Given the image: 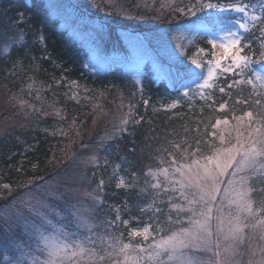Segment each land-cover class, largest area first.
Masks as SVG:
<instances>
[{
  "label": "trees",
  "instance_id": "trees-1",
  "mask_svg": "<svg viewBox=\"0 0 264 264\" xmlns=\"http://www.w3.org/2000/svg\"><path fill=\"white\" fill-rule=\"evenodd\" d=\"M230 1L234 0H222L223 3ZM189 2L100 0L92 9L72 0H0V35L12 34L17 42L10 55L4 52L9 45L0 43V100L5 102L0 107V181L7 183L4 194L0 190V213L9 199L26 195L55 175L64 178L67 169L74 168L81 156L87 155L90 159L85 166H78L82 171L75 179L84 175V181L94 186V214L89 220L92 227L78 229L68 212L50 214L57 223L62 226L66 223L75 230L77 235L68 241L83 249L63 264H123L125 253L119 251L123 244L131 245L126 250L128 256L146 257L147 252L141 253L140 249H147L154 239L188 228V219H195L189 208L199 212L201 205L188 204L189 200L196 201L192 190L184 192L187 199L181 196L173 177L176 172L172 159L180 166L209 157L221 137L228 139L234 132L229 134L225 130L246 113L253 114L251 119L246 115L248 124L254 127L261 124L264 85L256 79V74L264 76V71L245 70L242 75L218 79L212 89L204 90V95L192 90L178 96L172 80L156 78L143 67L144 74L138 83L123 67L121 62L133 56L136 37L148 38V52L156 58L167 59L169 49L164 48L176 45L184 53L185 62L196 54L199 63L211 60L212 49L206 36L194 38L168 27L186 19L180 9ZM241 2L247 3L248 9L259 17L240 32L241 43L248 45L242 54L255 66L256 61L264 59V33L261 32L264 10L259 8L257 0ZM21 11L25 23L17 24ZM94 48L114 58V62L103 69L97 66L98 70L92 73L91 64L89 69L82 65L90 62ZM201 48L209 54L199 52ZM230 82L232 86L228 87ZM144 100L149 101L147 106ZM174 100H179L178 106L165 110ZM122 103L128 104V114L124 121L111 128L112 112L114 109L119 112ZM221 104L225 107L220 108ZM96 116L100 117V125L94 138L80 134L79 131L86 132V127L93 125ZM217 120L221 121L219 125ZM118 127L125 128L127 134L117 133ZM69 147L74 151L71 159L66 157ZM162 169H168L167 178ZM119 175L124 176L127 185L117 187ZM227 175L225 183L233 178L232 169ZM235 176L237 185L240 176L246 178L243 187H247L253 213L246 224H257L264 217V173L259 169H245ZM100 181H103L102 190ZM157 182L162 187L153 189L151 184ZM62 196L56 194L50 198L51 208L61 212L79 208L75 201ZM35 204L24 206L27 210L24 214L36 209ZM172 204L183 210L177 212ZM177 219L182 222L175 223ZM125 220L129 222L127 225ZM32 225L26 221L24 226H19L16 238ZM143 225L152 230L147 240L130 234L132 228ZM258 231L259 228L255 231L251 227L243 228L245 242H237L234 247L236 264H248L250 251L255 253L252 259L261 258L257 249L264 242L260 241ZM5 246L6 242L0 241V252ZM208 255L209 260L214 259ZM141 264L149 262L144 260Z\"/></svg>",
  "mask_w": 264,
  "mask_h": 264
},
{
  "label": "snow or ice",
  "instance_id": "snow-or-ice-1",
  "mask_svg": "<svg viewBox=\"0 0 264 264\" xmlns=\"http://www.w3.org/2000/svg\"><path fill=\"white\" fill-rule=\"evenodd\" d=\"M199 4V7H197ZM257 4L261 10H264V0H257ZM256 5H254L255 7ZM55 7V5H53ZM247 5L239 6L232 3H223L222 0H216V2H203V0H197V3L189 2V5L180 9L181 14L186 17V19L180 24H169L168 27L173 30H181L188 33L192 37L206 36L208 44L211 46V60H207L203 63H198L195 60L189 59L186 62L182 59L184 53H182L179 48L171 47L169 49L170 59L164 57L156 58L149 54L148 45L150 41L147 37L141 39L140 37L135 38V43L133 45V56L129 62V70L135 75L137 82L139 83V73L141 68H147L154 73V76L159 79L172 80L174 88L177 91L178 96L187 95L192 90H198L201 95H204L205 89H212L214 86V81L218 79H227L229 76H239L242 75L245 70L257 73L258 70L264 71V59L258 60L253 66L252 61L246 55H243V50L248 45L242 44V36L235 30L238 26L240 29L245 28V24L240 20H220V17L229 13H244L247 15ZM253 20L259 19L258 16L253 15ZM17 24L25 23L23 11L18 12ZM264 33V28L261 29ZM167 35V34H166ZM21 40L24 37L21 35ZM43 39V38H42ZM147 42V43H146ZM0 43L9 45L4 48V52L11 54L12 48L17 46V42L12 34L0 35ZM219 48L220 52L217 53L216 49ZM199 52L208 55L209 53L205 49H199ZM114 62V58L104 55L98 48L91 50L90 62H86L82 65V68L89 69L91 64V72L95 73L99 69L106 68ZM179 65V68L174 67V65ZM98 66V67H97ZM239 83V81H236ZM73 83H75L73 81ZM248 83H252L251 80ZM264 83V81H262ZM232 86V82L229 83L228 87ZM140 91L143 89L141 87ZM220 91L223 92L224 88L221 87ZM145 106L149 104L148 100H144ZM259 104L260 101H257ZM179 104V100H174L172 103L167 105V109L175 108ZM225 105L221 104L220 108H224ZM246 115L251 119L252 113H246ZM221 121L217 120L216 124L219 125ZM224 123H227L225 120ZM215 127V126H214ZM251 127V125H250ZM117 133L127 134L126 129L123 127H118L116 129ZM223 139V137H221ZM83 147H87L86 145ZM226 154V159L223 163L219 162V157L217 156L215 163V168L219 170L220 174L231 167L235 172L243 171L245 169H259L264 173V116L261 117L260 126L251 129L248 132V139L244 144L233 145V147L224 150ZM213 157H207V163L211 164L213 162ZM193 161V164H196ZM173 170L185 177L186 173L183 171L184 168H188V172L191 173V167L187 165L176 166L175 158L172 159ZM204 169L203 171V183L200 180V173H196L195 176L188 175L186 184L181 183V188L189 187L196 188L199 190V200H189L188 204L191 206L195 203L201 205L200 211L197 212L194 207H190L189 211L192 213V217L199 216V219L189 218L188 223L190 227L180 228L173 232L171 235L161 236L159 239H154L152 244L148 245V248H141L140 252H147V256L140 255L138 257H130L126 254V250L131 247V245L125 243L123 247L119 249L120 253H125V261H131V264H141L142 261L147 260L149 264H169V262H174V264H232L231 258L227 255L221 256V252L216 250L220 248L219 240H213V232L211 229L210 222L212 217V207L210 202L217 200V195L220 191L219 185L216 183V175L211 171L206 165H199ZM165 178L168 176V169H162ZM151 172V170H150ZM135 175V174H133ZM245 177L240 176L239 183L243 185L245 182ZM229 185L233 184L232 180H229ZM7 187V186H5ZM99 187L103 188V181H100ZM117 187H120L118 184ZM153 189L161 188L162 185L157 182L151 184ZM163 190H167L166 188ZM159 193H157L158 195ZM230 194V188L224 189V195L221 197L223 200L227 198ZM235 195L238 197L237 203L238 209L243 212H247L249 215H253L251 204L247 203L243 199V192H236ZM181 196L187 199V196L182 191ZM171 200V197L169 198ZM172 208H176L177 212L183 209L179 208L177 205L172 204ZM220 211V208H217ZM76 226L77 228H91L92 225L89 223L90 216L81 213L77 209L76 213ZM171 219V217H169ZM219 221L220 227L217 229V234L220 232H225V240L231 239L233 241L243 240V228L251 227L254 231L259 228L261 235L260 241L264 242V219L259 220L257 224L247 225L243 224L239 215L234 217H229L227 219L228 227L225 231L224 224L225 218L221 215L216 217ZM180 219H177L175 223H181ZM129 222L124 221L127 225ZM68 226L64 225L61 230H59L56 239L59 240L61 237L67 241L70 237H75L77 234L75 232H69ZM48 229H45L47 231ZM52 232L56 233L57 229L52 227ZM132 236H143L145 240L148 239L150 233L149 228L145 227L143 230L133 229L130 233ZM47 239V238H45ZM31 240V237H29ZM25 242L23 241H12V253L0 252V257L2 261L0 264H25L23 259L25 247ZM65 249L68 245L65 243ZM251 249V245L249 246ZM56 249L52 255L55 256ZM83 251V249H81ZM261 258L259 260H254L255 253H249L250 259L248 264H264V245L259 248ZM198 252H208L212 253L214 259L209 261L201 260L197 253ZM13 253L15 255H13ZM77 253L73 252L72 255L75 256ZM162 257H167V260L162 259ZM103 260V257H100ZM44 264H52L51 261H45Z\"/></svg>",
  "mask_w": 264,
  "mask_h": 264
},
{
  "label": "rangeland",
  "instance_id": "rangeland-1",
  "mask_svg": "<svg viewBox=\"0 0 264 264\" xmlns=\"http://www.w3.org/2000/svg\"><path fill=\"white\" fill-rule=\"evenodd\" d=\"M76 3H83L86 6H91L92 9H95L96 5L100 3V0H72ZM110 1V0H109ZM114 2V0H111ZM242 0H234L230 2L225 3H232L235 5L243 6L247 5V3L241 2ZM102 7V6H101ZM121 8V7H120ZM100 11V10H99ZM124 16H126V12H124ZM256 15L253 11L248 9L247 7V15L244 13H236V12H229L225 15H223L220 20H231V19H237L240 20L242 23L247 26L248 23H251L253 21L252 16ZM103 20H106L105 18H102ZM235 30L240 33L244 29H240L238 26L235 27ZM174 47H177L176 45H173ZM172 46V47H173ZM171 47L164 48V50H168ZM217 53L220 52V49H216ZM169 56V50L167 54V59ZM194 57V58H193ZM191 59L195 61H199L200 58L196 54L191 57ZM199 63V62H198ZM124 66L127 70H129V62L124 63ZM130 71V70H129ZM134 75V74H133ZM139 77H141V71L139 73ZM256 79L259 81H264V76L256 74ZM264 85V83H263ZM198 91V90H194ZM199 92V91H198ZM5 102L0 100V107L4 106ZM128 104L122 103L121 109L118 108V111L113 110L112 114L113 117L110 119L111 128L115 125L117 126L124 118L125 115L128 114L127 110ZM246 115L243 116L238 122H234L233 127H229L227 130L229 134H231L232 131L233 134L230 136V138L220 140V144L214 149L213 153L210 155L212 156L213 162L211 164L207 163V157H204L202 160H195L197 163L193 164L194 160H190V162H187V166L191 167V173L188 172V168H184L183 171L186 173L185 177H181L179 173L174 175V179L176 181V186H178L179 190L182 192H185L187 189L193 191V195L195 196V200H199L198 192L199 190L192 187H184L181 188V183L186 184L187 176L193 175L195 176L196 173H200V180L201 183H203V171L204 169L202 167H199V165H206L211 171L214 172L216 175V183L219 185L220 191L216 193L217 200L210 202L212 207V217L213 219L210 222L211 229L213 232V240H219L220 242V248L216 249L221 252V256L227 255L231 258L232 264H236L234 261V247L237 242H245V237H243L242 241H233L231 239L225 240V232H220L217 234V229L220 227L219 221L216 219L218 216H223L225 218V224L224 229L226 231L228 224L227 219L229 217H234L239 215L241 221L243 224H246L249 218V214L247 212L240 211L238 209L237 203L234 201H237L238 197L235 195L236 192H243V199L249 203V200L247 198V187H243L244 185H237V178L235 175L241 173V171L235 172L234 170L229 167L226 171H224L222 174H220L219 170L215 168V163L217 162L216 158L219 157V162L223 163L226 159V154L224 152L225 149L233 147V145L238 144H244L248 139V132L251 129H254V125H252L250 122L248 124V121L245 120ZM100 121V117L96 116L92 124L88 125L86 127V132L79 131L80 134H87V136H90V138H94L95 130L100 125L98 122ZM116 121V122H115ZM124 121V120H123ZM98 123V124H97ZM251 125V127H250ZM110 128V129H111ZM109 129V130H110ZM247 129V131H245ZM100 139V136L98 137ZM94 147L92 148V150ZM74 155V151L71 147L67 150V158L71 159ZM90 160L87 158V155L81 156L80 159H78L76 165H74V168L67 169L66 176L64 178H58L57 175L52 178H48L41 183L37 184L33 190H30L26 193V195H20L16 199H9L11 200L9 203L6 204V207H2L1 213H0V241H5L6 245L4 251L1 250V252H7L12 253V247L11 242L12 241H23L25 242V247L23 248L24 252V261L27 264H44L45 261H51L52 264H63L68 262L72 257L73 252L75 253H81L79 250L81 247L79 245H75L74 243H67L63 237H61L59 240L56 239V235H58L59 230L62 229V224H59L55 221V218L53 216L51 217L50 214L54 212L60 213L61 215H65L68 212V217L72 220H76V210L79 209L81 213L90 216V218L93 217L92 214L94 212L92 211V200H93V185H89L84 180L86 179L85 176L83 177L78 176L77 179H75V176L78 175L82 171V169H79L78 166H85L87 164V161ZM84 161V162H80ZM86 161V163H85ZM192 161V162H191ZM232 169V176L233 178L230 179L233 181L232 185H229V179L225 183L228 175L227 172H229ZM72 176V177H71ZM246 180V179H245ZM84 181V184H83ZM117 184H126V180L123 175H119L116 178ZM5 186H7V183L3 180L0 181V190H3ZM230 188V194L227 198H224L223 200L221 197L224 195V189ZM56 194H62L65 198H69L76 202L77 205H79V208L76 210H73L72 208L67 211L66 209L61 212L59 209L51 208L52 205H50V198L55 197ZM12 201H14L12 204H10ZM36 202L35 206L36 209H33V211L29 214H24V212H27V210L24 209V206H29L31 203ZM21 206H20V205ZM34 206V205H33ZM12 207V208H11ZM22 207V208H21ZM41 207V208H39ZM220 208V211H217V208ZM252 208V207H251ZM73 212V213H71ZM71 213V214H70ZM200 217L197 216L195 219H199ZM31 219L34 220V222L31 221ZM264 219V217H263ZM262 220V219H261ZM30 222L33 224L30 226V229L28 228L27 231L21 232V236L16 238L17 230L19 226H24L25 222ZM257 223V222H256ZM65 225H67L65 223ZM52 227H55L57 229L56 233L52 232ZM67 229L69 232H74V229H70V226ZM145 227H148L147 225L134 227L133 229H140L143 230ZM190 227V226H189ZM149 228V227H148ZM45 229H48L45 231ZM132 229V230H133ZM131 230V232H132ZM246 232V230H244ZM149 233L152 235L151 229L149 228ZM259 237L261 235V232L258 231ZM149 235V236H150ZM171 235V234H170ZM243 235V232H242ZM29 237H31V240H29ZM141 238H144L143 236H139ZM47 238V239H45ZM67 243L68 247L65 249L64 245ZM260 246L257 250H259ZM59 249V251L56 252L55 256L52 255V253ZM233 253V254H232ZM212 255V253L208 252H198V257L203 261H209V259L206 257V255ZM13 255H15L13 253ZM213 256V255H212ZM210 258V256L208 255ZM207 258V259H206ZM214 258V257H213ZM122 263H126L125 259L122 260Z\"/></svg>",
  "mask_w": 264,
  "mask_h": 264
}]
</instances>
